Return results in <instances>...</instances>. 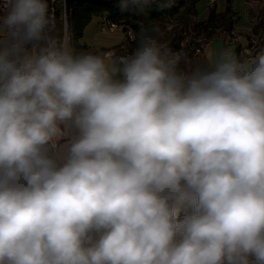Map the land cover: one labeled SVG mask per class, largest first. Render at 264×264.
<instances>
[{
	"label": "clouds",
	"instance_id": "obj_1",
	"mask_svg": "<svg viewBox=\"0 0 264 264\" xmlns=\"http://www.w3.org/2000/svg\"><path fill=\"white\" fill-rule=\"evenodd\" d=\"M162 36L78 52L0 0V264H264V53L185 71Z\"/></svg>",
	"mask_w": 264,
	"mask_h": 264
},
{
	"label": "trees",
	"instance_id": "obj_2",
	"mask_svg": "<svg viewBox=\"0 0 264 264\" xmlns=\"http://www.w3.org/2000/svg\"><path fill=\"white\" fill-rule=\"evenodd\" d=\"M198 0H190L193 13H196L195 3ZM228 5L226 10L222 13H217L212 7L209 12V16L205 21H196L194 28L198 30L207 31L208 34H215L218 28L223 32H229L233 25V16L235 13L231 9L230 1L227 0ZM186 0H157V3H153L150 7L146 8L143 12L131 9L127 12H122L119 8L117 0H65V14L67 21V30L69 32V43L78 52H87V47L81 45L78 40L83 34L85 25L95 15L106 14L111 21L118 24L128 25L132 30V37L127 36L125 41L119 45H116L110 49L103 48L95 51L94 53L104 54L108 51H112V57L127 56L130 55L135 47L139 37L141 28L151 23L159 24L163 32V36L160 40L164 47L180 48V36L179 32L175 28L171 30L165 29L164 19L174 15L179 7L185 4ZM60 12L57 11L59 17ZM56 32L58 38L61 39V22L58 20ZM126 31V29H122ZM198 47V46H197ZM168 50V49H167ZM185 56H178L180 66L185 69L189 63L191 68L197 66L198 62L193 59L194 49L191 48L190 43L184 46ZM188 58V60L186 59ZM207 62L202 63L205 64Z\"/></svg>",
	"mask_w": 264,
	"mask_h": 264
},
{
	"label": "crops",
	"instance_id": "obj_3",
	"mask_svg": "<svg viewBox=\"0 0 264 264\" xmlns=\"http://www.w3.org/2000/svg\"><path fill=\"white\" fill-rule=\"evenodd\" d=\"M50 0H48L49 3ZM57 8L61 5V0H54ZM228 5L227 0H198L195 3L196 19L205 21L209 16L210 9L213 7L217 13H222ZM230 6L235 15L233 16L232 29L223 32L225 36L220 38L221 51L228 45L230 50L239 58V52L245 51L246 58L250 59L264 53V0H231ZM102 15H95L85 25L83 38L78 40L81 45L87 47V52L94 53L103 48H112L123 43L129 34L121 29L107 30L101 26ZM221 30L220 28H218ZM259 39L260 44L257 50L251 49V42ZM203 49V56L208 62L213 55ZM206 52L209 60L206 59ZM105 57L112 58V51L104 54Z\"/></svg>",
	"mask_w": 264,
	"mask_h": 264
},
{
	"label": "rangeland",
	"instance_id": "obj_4",
	"mask_svg": "<svg viewBox=\"0 0 264 264\" xmlns=\"http://www.w3.org/2000/svg\"><path fill=\"white\" fill-rule=\"evenodd\" d=\"M105 15L106 14H103L102 17ZM196 21L198 20L196 19V13L195 14L193 13L190 0H186L185 4L181 5L178 11L174 13V15L165 18L164 19L165 29L171 30L175 28L176 31L179 32V36H180V48L171 47L167 49L169 52L176 55L177 57L180 55L185 56L186 54L184 52V46L187 43H190L191 48L194 49L193 59L198 62L197 65H202V63L206 62L203 56V49L207 46L208 47L207 51L210 52L213 55V57H215L217 54L221 52L222 40L220 38L225 36V34L223 33L222 29L217 30L215 34H208V32L205 30L204 32H202L203 30H198L197 28H194V24L196 23ZM83 36L84 35H82L80 39H82ZM201 44L203 45V47H201V50L197 52L195 49L197 46ZM162 45L164 46V44ZM186 59L188 60V58ZM206 59L209 60V56L207 52H206ZM183 70L185 71L192 70L191 63H189L188 66Z\"/></svg>",
	"mask_w": 264,
	"mask_h": 264
},
{
	"label": "built area",
	"instance_id": "obj_5",
	"mask_svg": "<svg viewBox=\"0 0 264 264\" xmlns=\"http://www.w3.org/2000/svg\"><path fill=\"white\" fill-rule=\"evenodd\" d=\"M57 11L60 12L59 17L57 16ZM49 13H50V16H51L53 23L55 24V27L57 26L58 20H60L61 31H62L61 39L69 43V32L67 30V21H66V14H65V0H61V5L59 8L56 7L54 0H50L49 1ZM101 23H102L103 29H107L110 31L121 29V28L126 29L129 36L132 37V30L128 25L118 24L114 21H111L106 15L102 17ZM259 44H260V40L254 39L252 41V44H251V49L254 51L257 50V48L259 47ZM201 47H203L202 44L199 45L198 47H196L195 50L198 52L201 50ZM224 49L230 50V47L227 45ZM247 53L248 52L240 51L239 52V54H240L239 58L240 59H247L246 58Z\"/></svg>",
	"mask_w": 264,
	"mask_h": 264
}]
</instances>
